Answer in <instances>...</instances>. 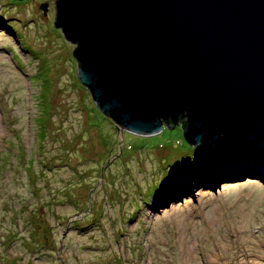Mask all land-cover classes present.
<instances>
[{
  "label": "rangeland",
  "instance_id": "1",
  "mask_svg": "<svg viewBox=\"0 0 264 264\" xmlns=\"http://www.w3.org/2000/svg\"><path fill=\"white\" fill-rule=\"evenodd\" d=\"M56 13L0 0V264H264V151L190 142L183 122L122 132ZM252 154L232 178L176 162Z\"/></svg>",
  "mask_w": 264,
  "mask_h": 264
},
{
  "label": "water",
  "instance_id": "2",
  "mask_svg": "<svg viewBox=\"0 0 264 264\" xmlns=\"http://www.w3.org/2000/svg\"><path fill=\"white\" fill-rule=\"evenodd\" d=\"M56 8L82 83L122 132L154 135L182 115L190 142L224 136L264 151V0H56ZM227 164V173L255 168Z\"/></svg>",
  "mask_w": 264,
  "mask_h": 264
},
{
  "label": "bare ground",
  "instance_id": "3",
  "mask_svg": "<svg viewBox=\"0 0 264 264\" xmlns=\"http://www.w3.org/2000/svg\"><path fill=\"white\" fill-rule=\"evenodd\" d=\"M242 147L243 146L237 144L236 147H233V151H236L237 152L240 149H242ZM251 150H253L255 152H263V151H260V150L255 149L253 147H248L246 149V151H251ZM242 151H244V149H242ZM233 160L235 162L236 161H239L241 164L242 163L259 164L258 163V159L255 157V154H252V156L251 155H248V156L246 155V156L234 157V158H231L229 161L231 162ZM220 165H221V162H218L216 165L214 164L213 167L206 166V171L208 172V174H211V172H213L216 175H219L220 174V175L227 176V177H231V178L232 177H237L238 173H227V172L223 171V169L218 168ZM223 166L224 167H228V164L225 163V162H223ZM205 177H210V176H205ZM189 178H191V179L197 178L198 180H201V179H203V176H194V174L193 175L191 174L189 176ZM219 178H222V177H219ZM178 185H179V189L180 188H183V189H180V190H184L186 188L185 186L186 185L188 186L189 184L188 183H184V182H180V183H178Z\"/></svg>",
  "mask_w": 264,
  "mask_h": 264
},
{
  "label": "trees",
  "instance_id": "4",
  "mask_svg": "<svg viewBox=\"0 0 264 264\" xmlns=\"http://www.w3.org/2000/svg\"><path fill=\"white\" fill-rule=\"evenodd\" d=\"M170 118V117H169ZM168 118V119H169ZM168 119H165V121H167ZM171 119V118H170ZM186 121V117L185 116H182V115H180V117L178 118V122H185ZM181 125V124H180ZM178 126L183 132L185 131L183 128H181V126ZM231 141H233V142H235L234 140H232V139H230ZM237 144H239L240 145V143L239 142H236ZM185 159L186 158H184V157H180V158H178L177 160H176V162L177 161H185Z\"/></svg>",
  "mask_w": 264,
  "mask_h": 264
},
{
  "label": "clouds",
  "instance_id": "5",
  "mask_svg": "<svg viewBox=\"0 0 264 264\" xmlns=\"http://www.w3.org/2000/svg\"><path fill=\"white\" fill-rule=\"evenodd\" d=\"M166 127V126H165ZM257 164H254V166H255V168L254 169H251L250 171H253V170H255L256 168H257V166H256Z\"/></svg>",
  "mask_w": 264,
  "mask_h": 264
}]
</instances>
